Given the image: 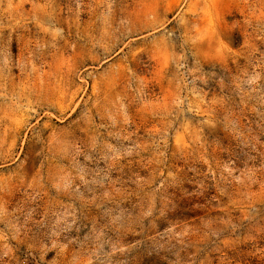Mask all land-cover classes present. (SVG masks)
Instances as JSON below:
<instances>
[{
  "label": "rangeland",
  "instance_id": "obj_1",
  "mask_svg": "<svg viewBox=\"0 0 264 264\" xmlns=\"http://www.w3.org/2000/svg\"><path fill=\"white\" fill-rule=\"evenodd\" d=\"M0 264H264V0H0Z\"/></svg>",
  "mask_w": 264,
  "mask_h": 264
}]
</instances>
